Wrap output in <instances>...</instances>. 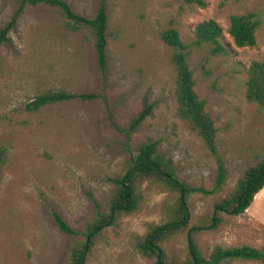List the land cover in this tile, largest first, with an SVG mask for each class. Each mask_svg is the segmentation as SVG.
I'll return each mask as SVG.
<instances>
[{"label":"rangeland","instance_id":"1","mask_svg":"<svg viewBox=\"0 0 264 264\" xmlns=\"http://www.w3.org/2000/svg\"><path fill=\"white\" fill-rule=\"evenodd\" d=\"M75 14L91 18L102 4L108 15L107 68L98 66L95 37L88 27L73 30L56 7L0 0V30L15 20L0 49V264H68L70 250L89 222L107 212L111 178L124 174L139 145L160 141V154L189 185L212 188L220 164L189 122L177 113L174 50L162 33L177 29L189 46L196 91L216 122L228 170L217 195L189 200L192 224L206 222L215 203L233 192L245 171L264 159V108L247 99L250 64L264 62V22L257 45L237 47L230 18L264 10V0H64ZM215 20L224 29L225 52L194 46L197 24ZM54 91L94 95L27 109L37 96ZM148 104L153 114L129 132L131 120ZM137 211L123 215L98 238L87 264H154L137 250L152 225L168 221L176 194L163 185H139ZM54 214L76 231L65 234ZM222 226L202 233L198 245L209 255L217 245L264 247V189L240 216L224 215ZM170 255L185 258L183 238L167 243ZM224 264H264L230 261Z\"/></svg>","mask_w":264,"mask_h":264},{"label":"trees","instance_id":"2","mask_svg":"<svg viewBox=\"0 0 264 264\" xmlns=\"http://www.w3.org/2000/svg\"><path fill=\"white\" fill-rule=\"evenodd\" d=\"M205 8L206 0H186ZM49 5L58 8L66 24L73 30L88 27L95 37L94 46L100 70L107 68V29L108 15L102 4L95 16L88 18L77 15L64 0H19L16 16L20 15L27 5ZM264 22V10L233 15L230 18L228 34L239 48H253L257 45V31ZM15 20L0 30V49L8 42L10 31ZM193 45H209L214 53L225 52L223 41L224 29L215 20L203 21L195 27ZM163 41L174 50L173 64L177 70L176 100L178 116L189 122L197 132L209 153L220 161L212 188L197 187L181 181L172 163L159 152L160 141L149 139L138 146L136 155L131 159L127 171L111 178L113 194L107 212L99 213L92 219L83 232V239L72 246L68 264H87L88 258L99 237L117 221L127 214L137 211L141 200L140 183L151 181L163 185L176 194L172 216L168 221L152 225L147 234L137 243L138 252L145 258L154 260V264H224L230 261H252L264 263V247L254 248L249 245L224 247L217 245L209 255H205L198 245L197 238L204 232L220 228L224 215L240 216L254 203L256 196L264 189V159L255 166L249 167L233 192L220 198L214 205L212 215L206 222L192 224L189 200L194 195L204 197L217 195L226 184L228 170L223 163L218 144L216 122L207 110L206 101L196 91V81L188 63L189 46L181 39L177 29L162 33ZM247 99L264 108V62L254 61L250 64L247 78ZM94 95L74 94L64 91L48 92L37 96L28 103L27 109L37 112L41 108L75 99L89 100ZM154 106L148 104L129 123L127 130L135 131L152 116ZM3 160L0 157V167ZM57 226L67 235L74 236L76 231L60 215L54 214ZM183 238L186 244V256L180 259L170 255L166 244L173 239Z\"/></svg>","mask_w":264,"mask_h":264}]
</instances>
